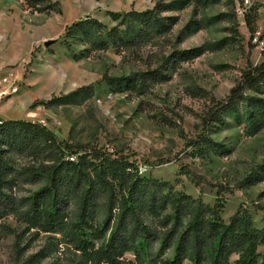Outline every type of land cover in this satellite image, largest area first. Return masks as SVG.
I'll use <instances>...</instances> for the list:
<instances>
[{"label": "rangeland", "instance_id": "rangeland-1", "mask_svg": "<svg viewBox=\"0 0 264 264\" xmlns=\"http://www.w3.org/2000/svg\"><path fill=\"white\" fill-rule=\"evenodd\" d=\"M58 1L62 14L45 15L29 9L25 0H0V78L13 71L19 87L18 94L2 102L0 121L39 123L71 146L125 156L145 181L167 182L211 206L222 203L226 223L240 208L248 210L255 227L264 229V129L248 132L252 108L243 100L237 112L222 111L221 122L204 123L241 80L248 61L264 63V0ZM157 4L158 13L175 24L169 35L152 43L96 51L80 35L65 37L67 28L81 20L96 19L110 30L119 23L112 13H141ZM197 48L206 49L190 61L170 63L168 81L143 95L117 91L105 80L155 70L176 52ZM245 97L264 99V83L259 90L246 89ZM202 134L228 152L191 148ZM8 165L21 179L0 198V205L13 212L0 220V264H91L62 235L28 230L17 212L45 182L27 181L29 174L41 173L30 158L16 157ZM258 252L264 254V246ZM125 258L134 260L132 254ZM238 259L232 256L230 264Z\"/></svg>", "mask_w": 264, "mask_h": 264}, {"label": "trees", "instance_id": "trees-1", "mask_svg": "<svg viewBox=\"0 0 264 264\" xmlns=\"http://www.w3.org/2000/svg\"><path fill=\"white\" fill-rule=\"evenodd\" d=\"M25 1L37 13L62 14L58 0ZM160 7L157 4L153 10L141 13H112V19L119 23L110 30L96 19L81 20L67 28L65 37L80 35L96 51L111 47L128 51L169 35L175 19L161 16ZM245 21L251 25L249 15ZM251 33H256L254 28ZM66 47L72 51L71 44L66 43ZM205 49L176 52L155 70L129 77H105V80L117 91L143 95L154 84L168 81L165 69L170 63L176 65V62L195 59ZM73 59L79 57L73 56ZM263 83L264 63L255 65L248 61L241 80L225 100L215 105L205 125L221 122L222 111L237 112V102L243 100L252 108L246 119L248 132L251 135L261 132L264 99L245 97V91L259 90ZM190 147L201 153L204 150L217 155L228 152L224 145L205 134L191 142ZM16 157L32 159L41 171L29 174L27 181L45 182L22 205L25 210L17 212L28 230L62 235L85 263L230 264L232 256L237 255L235 264H264V254L258 252L264 246V229L255 227L248 210L240 208L226 223L221 217L222 203L211 206L201 198L175 191L167 182L145 181L135 172V162L127 157L88 145L71 146L39 123L0 121L2 199L7 196L2 191L12 189L21 179L19 174L9 172L8 161ZM261 169L264 171V165ZM11 213L0 205V220ZM128 254L134 260L126 259Z\"/></svg>", "mask_w": 264, "mask_h": 264}, {"label": "built area", "instance_id": "built-area-1", "mask_svg": "<svg viewBox=\"0 0 264 264\" xmlns=\"http://www.w3.org/2000/svg\"><path fill=\"white\" fill-rule=\"evenodd\" d=\"M249 1L250 0H246V3H249ZM238 13L240 14L241 18L245 20L246 10L240 9ZM18 93L19 87L17 86V78L13 71H9L0 78V105L3 101Z\"/></svg>", "mask_w": 264, "mask_h": 264}, {"label": "water", "instance_id": "water-1", "mask_svg": "<svg viewBox=\"0 0 264 264\" xmlns=\"http://www.w3.org/2000/svg\"><path fill=\"white\" fill-rule=\"evenodd\" d=\"M52 43H53L52 41H51V42H47V43H46V47L52 45Z\"/></svg>", "mask_w": 264, "mask_h": 264}, {"label": "crops", "instance_id": "crops-1", "mask_svg": "<svg viewBox=\"0 0 264 264\" xmlns=\"http://www.w3.org/2000/svg\"><path fill=\"white\" fill-rule=\"evenodd\" d=\"M0 107H1V105H0ZM1 119H2V117H0ZM4 121H6L5 119H3Z\"/></svg>", "mask_w": 264, "mask_h": 264}]
</instances>
